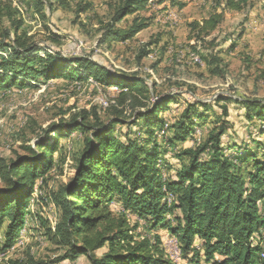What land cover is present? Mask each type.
Listing matches in <instances>:
<instances>
[{
  "label": "trees",
  "instance_id": "1",
  "mask_svg": "<svg viewBox=\"0 0 264 264\" xmlns=\"http://www.w3.org/2000/svg\"><path fill=\"white\" fill-rule=\"evenodd\" d=\"M149 2L123 0L108 26L107 39L131 40L147 29L148 23L138 18L127 32L115 28L126 17L144 11ZM216 2L220 5L222 0ZM227 11L247 14L248 1L223 0L220 11L189 25L188 40L202 46L226 22ZM241 36L237 33L232 40ZM13 37L10 43L0 41V93L61 79L92 80L98 88L117 87L119 93L104 108L110 114L108 120L95 109L71 115L52 125L37 139L35 148H25L27 156L2 167L1 252L16 244L31 215L38 181L54 168L60 141L77 132L83 140L75 154L74 175L50 195L58 214L52 236L62 254L54 262L29 258L16 264H60L82 257L90 264H174L164 251L163 237L155 235L159 229L178 240L182 258L189 264H264V238H260L264 101L223 96L206 104L194 99L181 110L182 96L157 94L158 84H149L136 73L127 75L86 55L69 58L49 52L28 44L17 33ZM194 47L193 52L203 54V66L211 74H223L222 52L217 53L216 47L203 52ZM146 48L141 58L150 53ZM234 48L235 44H229L227 50ZM222 103L240 106L249 135L255 132L258 137L251 142L230 141L231 116ZM172 105L178 115L164 137L159 136L167 123L166 112L175 109ZM211 118L213 128L207 138L195 148L181 149L179 145L193 139L200 123ZM159 137L164 145L158 144ZM165 152L179 160L177 167H169L160 158ZM131 218L137 223L134 227Z\"/></svg>",
  "mask_w": 264,
  "mask_h": 264
},
{
  "label": "rangeland",
  "instance_id": "2",
  "mask_svg": "<svg viewBox=\"0 0 264 264\" xmlns=\"http://www.w3.org/2000/svg\"><path fill=\"white\" fill-rule=\"evenodd\" d=\"M122 1L64 0L62 3L60 0H37V2L0 0V41L10 43L17 33V37H22L28 44L38 45L49 52L59 53L69 58L76 57V54L86 55L127 75L136 73L142 78H147L149 84L157 83V94L172 93L182 96L179 106L181 110L186 101L194 99L206 104L223 96L239 100L264 101V52L257 46L249 44L244 47L246 52L241 53L240 45L232 40L238 32L236 30L240 28H234L231 23L234 21L236 26L239 22L249 21V11L241 16L231 13L226 17V21L229 22L227 27L220 26L215 36L207 38L202 46L201 42L197 44L194 41L191 45L188 40L191 23L181 24L182 19L186 20L200 12L197 18H205L211 11L206 13L198 7L199 5L189 6V1L150 0L144 11L126 17L117 24L115 29L127 32L135 18L146 21L148 28L131 40L113 41L106 37L108 26L113 24L112 19ZM38 2L40 5L36 6ZM259 2L255 0V3ZM164 3L166 5L163 7H168L165 13H163V7H159ZM253 4L254 2L251 1L248 9L256 7L257 13L254 19L261 21L264 18V11L260 6ZM184 9L186 10L182 11ZM170 11L179 15L178 25L171 24L172 21L168 23L164 21L163 16ZM261 11H263L262 16H260ZM238 18H240L239 22ZM160 22L165 25H161ZM171 28L179 29L186 35L183 33L180 41H175L172 39L175 37L171 34L173 30ZM250 31L257 32L258 29ZM6 35L8 37L4 39ZM165 36L167 41H162L161 37ZM213 39H216L215 43ZM228 41V44H235V48L229 53L226 52L227 49L219 50V45H225ZM193 45L202 52L207 49L212 50L213 47L217 48V53L224 51L221 58L226 69L223 74H211L209 69L203 66V54L192 51L195 48ZM79 46L80 48L77 49ZM146 47H149L150 53L141 58V51ZM40 54L43 57L45 53L41 51ZM197 58L200 60L198 64L194 60ZM118 93L117 87L98 88L92 80L72 82L65 79L39 87L13 88L3 91L0 93V170L5 163L10 164L18 156H27L28 152L25 148L30 146L35 148L37 139L43 136L52 125L62 120H69L71 115L83 111L91 112L95 109L104 120H108L110 114L104 108L110 106ZM172 106L175 109L166 112L167 123L159 136L164 137L169 125L178 115L175 113L178 104L176 107ZM221 106H227L230 112V124H232L228 131L230 141L251 142L252 138L258 137L255 132L249 135L250 130L246 126L247 123L243 118L244 111L240 106L226 103H222ZM212 122L211 118L205 124L200 123L201 127L197 128L193 134L195 139L192 141L190 138L185 144L179 145L180 148H195L203 142L213 128ZM161 139L159 137L158 144L164 145ZM82 140L83 136L76 132L60 141V149L55 154L54 168L43 181H38L34 202H30L31 215L27 217L28 221L22 228L16 244L3 253L0 237V264L24 263L29 258L34 261L54 262L62 254V249L52 236L58 214L51 203L50 195L60 186L67 184L74 175L76 164L74 158L77 150L82 146ZM226 153L229 152L226 151ZM160 158L169 167L179 165V160L173 157L171 152L161 154ZM4 185L0 177V188ZM135 222L132 218L130 219L131 227L137 224ZM163 232L164 230L159 229L155 235L159 234L163 237V248L169 260L174 264H189L183 260L182 256L179 261L178 255L173 254L169 241L176 238ZM179 250H176L177 253L182 255ZM101 254L102 252L97 255L100 257ZM66 264L90 263L87 258L82 257Z\"/></svg>",
  "mask_w": 264,
  "mask_h": 264
},
{
  "label": "crops",
  "instance_id": "3",
  "mask_svg": "<svg viewBox=\"0 0 264 264\" xmlns=\"http://www.w3.org/2000/svg\"><path fill=\"white\" fill-rule=\"evenodd\" d=\"M180 1H185V2L186 1H189L190 2L189 6H191V5H195V6L197 5L198 6L199 5L198 7H200L201 9H203L204 12H206V13H208L209 11H211V13H213L215 11L218 12V11H220V6L223 5V0H222V3L220 5H217L216 2H213L214 0H208L209 2L206 1V0H180ZM251 1L254 2L253 5L260 6L261 10L264 11V0H259L260 2L258 4L255 3V0H248V4H249L248 8H250ZM163 5L165 6L166 3L159 5V7L162 8ZM201 6H203V7H201ZM172 7H173V5H172ZM163 9H164L163 13H165L166 12V7L165 8L163 7ZM185 10L186 9H184L182 11H185ZM248 11H249V14H250L249 21H247V22H244V21L239 22L240 21V18H238V22L239 23H237L236 26L234 25L235 24L234 21L232 23L230 22L231 23V26H233L234 28H240V30H236V31H238L237 33H242V36L236 40V44L237 45H240V48H242V51H240L241 53H243L244 51L246 52V50H244V47L248 46L249 44L257 46L260 49V51H263L264 52V27H262L263 30L261 29V30H258L257 32L250 31V30H257V29H251L249 27V24H248V23H252V19L255 18L254 16L257 13L256 12V7H253L252 9H248ZM263 11H261L260 16H262ZM167 13H169V12H167ZM194 13H192V14H194ZM200 13H198V14L195 13L192 17H188L186 20L182 19V23L181 24H183L184 22L192 23V20H193V22L194 21H201V20L207 18L211 14L210 13L205 18L198 19L197 16H200ZM231 13H234L235 16H241V14H242V13H238V12H233V11H229L228 12L227 11V12H225V18L227 16H229ZM165 15L163 16V18H165ZM243 17H247V16L246 15H243ZM254 20L258 21L259 23H264V18L261 21H259V19L258 20L257 19H254ZM164 21L168 23V21H166V20H164ZM179 21H180V18H179V15H178L177 18H176V21L175 22L172 21L171 24L178 25L179 24ZM228 23L229 22L226 21L223 25L227 27ZM160 24L162 25L164 23L160 22ZM171 29H173V30H171V34L173 35V37H175V38H172V39L173 40L175 39V41H180V38L183 36V33L184 32L181 31V30H179V29H177V30H174V28H171ZM215 33H216V31L213 33L212 37L215 36ZM184 34L186 35V33H184ZM161 38H163L162 41H167V37L166 36L165 37H161ZM189 43L192 45L193 44V41H189ZM228 43H229V41L227 43H225V45L224 44H221V46L219 47V50L220 49H227L228 46H229ZM223 52L224 51H222V54L220 55L221 57L224 55ZM229 52H231V50L228 51L227 53H229ZM63 263L66 264V263H70V262H63Z\"/></svg>",
  "mask_w": 264,
  "mask_h": 264
},
{
  "label": "built area",
  "instance_id": "4",
  "mask_svg": "<svg viewBox=\"0 0 264 264\" xmlns=\"http://www.w3.org/2000/svg\"><path fill=\"white\" fill-rule=\"evenodd\" d=\"M154 1H155V0H154ZM166 10H168V7H166ZM170 12H171V11H170ZM248 24H249V27H250L251 29H258V30H261V28L264 27V23H259L258 21L254 20V18L252 19V23H248ZM79 48H80V46H79L77 49H79ZM76 56H81V54H76ZM196 63H197V59H196ZM194 139H195V138H194ZM194 139H193V140H194ZM193 140H192V141H193ZM260 238H264V227H263L262 231L260 232ZM171 250H172L173 254L178 255V260L180 261L182 255H179V254L177 253V251L175 250L174 246H171Z\"/></svg>",
  "mask_w": 264,
  "mask_h": 264
},
{
  "label": "bare ground",
  "instance_id": "5",
  "mask_svg": "<svg viewBox=\"0 0 264 264\" xmlns=\"http://www.w3.org/2000/svg\"><path fill=\"white\" fill-rule=\"evenodd\" d=\"M177 14L176 13H174V12H169V13H167L166 15H165V18H164V20H166V21H173V22H175L176 21V18H177ZM198 44V43H197ZM195 55V54H194ZM193 56V55H192ZM199 57V56H198ZM201 59V58H200ZM192 60V59H191ZM195 61H196V59H194ZM199 60V58H197V62H199L198 61ZM196 64V63H195ZM198 64V63H197ZM169 236V235H168ZM168 238H170V237H168ZM167 238V239H168ZM174 238V237H173ZM171 241H173V242H171ZM165 244H166V242H165ZM169 244H170V246H174L175 247V249L178 251L180 248H179V246H178V240L176 239V240H170L169 241ZM181 250H179V252H180ZM2 255V254H1ZM262 258H264V250H263V253H262Z\"/></svg>",
  "mask_w": 264,
  "mask_h": 264
}]
</instances>
